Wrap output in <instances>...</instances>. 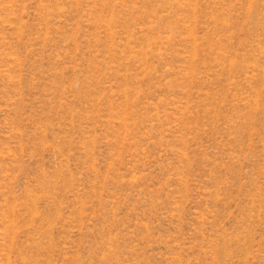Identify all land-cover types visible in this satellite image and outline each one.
<instances>
[{
	"label": "rangeland",
	"instance_id": "1",
	"mask_svg": "<svg viewBox=\"0 0 264 264\" xmlns=\"http://www.w3.org/2000/svg\"><path fill=\"white\" fill-rule=\"evenodd\" d=\"M0 264H264V0H0Z\"/></svg>",
	"mask_w": 264,
	"mask_h": 264
}]
</instances>
